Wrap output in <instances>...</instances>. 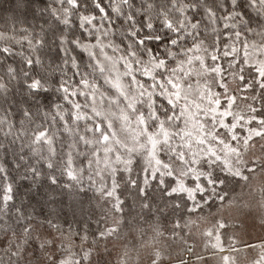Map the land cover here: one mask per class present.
I'll use <instances>...</instances> for the list:
<instances>
[{"label":"snow or ice","instance_id":"obj_1","mask_svg":"<svg viewBox=\"0 0 264 264\" xmlns=\"http://www.w3.org/2000/svg\"><path fill=\"white\" fill-rule=\"evenodd\" d=\"M250 222L264 0H0V264H264Z\"/></svg>","mask_w":264,"mask_h":264},{"label":"trees","instance_id":"obj_2","mask_svg":"<svg viewBox=\"0 0 264 264\" xmlns=\"http://www.w3.org/2000/svg\"><path fill=\"white\" fill-rule=\"evenodd\" d=\"M42 192L43 190H41L40 193L37 192V189L35 187H32L30 188L28 186V182H23L21 185H20V188H19V196H20V199L22 200H25L27 199L29 196H31L33 198V204L36 203V201H41V205L39 204H36V207H37V210H40L41 206L43 205V195H42ZM55 197H56V200L57 201H60L61 200V195L57 192L55 193ZM65 203H67V197H63ZM52 205H48L46 207H44V210L47 211V207H51ZM248 232H249V235L248 236H244L243 238L248 240L249 243H255L257 242V239L259 237H262L264 236V231L261 230L258 222L257 224L255 225V227H252L251 226V222H250V226L248 228ZM240 260L241 262H243L244 260V256L241 255L240 256Z\"/></svg>","mask_w":264,"mask_h":264}]
</instances>
